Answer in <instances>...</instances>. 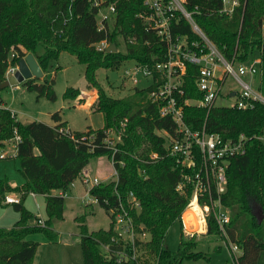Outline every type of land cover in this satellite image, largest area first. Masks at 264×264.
Wrapping results in <instances>:
<instances>
[{
    "label": "trees",
    "instance_id": "1",
    "mask_svg": "<svg viewBox=\"0 0 264 264\" xmlns=\"http://www.w3.org/2000/svg\"><path fill=\"white\" fill-rule=\"evenodd\" d=\"M238 2L231 16L221 12L222 0H186L185 7L227 61L250 65L261 60L257 88L264 96V0ZM142 3L143 0L118 3V22L110 35L118 51L100 53L93 44L103 35L97 32V12L89 0L74 3L71 0H0V85L6 81L8 69L28 54L34 55L46 75L51 62L67 52L84 64L88 84L99 93L97 111L104 118L102 128L73 132L67 130L59 111L52 114L53 126L38 121L22 123L16 114L0 104V147L11 143L15 134L20 136L16 158L24 180L22 186L12 187L7 178H0V205L10 193H19L21 197L20 203L14 204L21 218L11 228H0V264H32L39 247L38 242L28 239L32 234L40 232L51 242L58 240L53 222L64 219L65 193L92 159L104 156L113 160L118 181L100 184L90 193L107 211L117 205L118 194L123 198L130 192L135 194L142 209L133 215L136 223L143 224L151 235L144 247L155 263L181 264L184 259L204 257L203 253L194 252L198 245L196 238L188 239L183 232L177 252L164 246L168 230L180 222L191 190L186 194L176 190L184 171L168 154L166 139L157 134L161 130L173 134L174 123L160 117L157 104L146 101L154 87L136 88L128 97L114 98L97 80V71L101 68L118 69L132 60L152 65L164 59L165 46L156 34L146 31L137 17L144 9ZM179 23V32L188 35L190 40H200L184 18ZM119 38L126 41L124 50L119 49ZM128 38H134L136 43L129 44ZM39 47L43 52L38 51ZM197 72L198 67L188 66L184 98H201L195 88ZM54 84V80H45V77L43 83L35 79L23 83L30 92L50 100H55ZM4 90L0 89V98ZM79 96V90L73 87L64 93L66 100ZM126 118L128 123L121 142L113 153L104 143L105 132L120 129ZM186 118L194 128L206 123L209 133L226 140L238 139L242 134L248 138L246 153L230 160L223 203L231 216L228 240L243 251L237 257V264H264V220H257L255 216L256 206L264 216V105L256 103L254 108L246 110L217 106L209 113L202 107H186ZM153 154H157L155 159L151 158ZM30 194L45 196L44 226L30 223L38 220L23 204ZM76 220L84 264H119L101 251L106 245L112 250L116 248L112 241L115 238L113 222L107 230L89 231L84 217ZM208 235H219L212 220Z\"/></svg>",
    "mask_w": 264,
    "mask_h": 264
},
{
    "label": "built area",
    "instance_id": "2",
    "mask_svg": "<svg viewBox=\"0 0 264 264\" xmlns=\"http://www.w3.org/2000/svg\"><path fill=\"white\" fill-rule=\"evenodd\" d=\"M75 1L71 0L72 3ZM89 1L97 12V32L103 35L93 47L97 52L109 53L108 49L113 44L110 35L116 29L118 3L122 0ZM185 2L186 0H143L144 9L137 17L142 21L146 31L156 34L165 46L164 59L152 65L132 60L134 64L127 67L124 72L134 85L139 83L140 77L150 80L146 88L152 86L154 88L148 93L146 101L157 104L160 117L170 119L174 123L173 134L167 130L161 131L165 134V148L168 154L176 159L177 165L182 172L184 171L176 190L180 194H186L189 188L191 190V196L180 217L183 234L187 237L204 234L212 220L218 228L219 235L228 240L227 228L231 216L230 210L223 203L228 186L227 169L232 158L246 153L248 138L242 134L238 139H223L217 134L209 133L206 123L200 128H194L187 122L186 107H202L209 113L213 108L220 106L217 104L220 98L230 100L225 107L243 110L254 108L256 103L264 105L262 93L246 79L258 77L261 60L257 59L250 65L227 61L194 21L192 12L185 7ZM222 4L221 12L231 16L239 2L222 0ZM182 18L191 25L200 40H190L188 35L178 31ZM119 42L125 46L126 41L123 38H119ZM127 42L135 44L136 40L128 38ZM189 65L198 67L195 88L202 95L199 99L184 98L185 76L188 74ZM16 69L17 65L8 69L7 79ZM229 77L235 80L238 88H228L226 91L225 86ZM127 123L126 118L120 129H108L105 132L104 143L113 153L117 152V144L121 142ZM19 141L20 136L15 134L11 142L15 151ZM6 157L5 154L0 155V159ZM156 157L157 154L151 156L152 159ZM110 161L113 164V160ZM120 164L124 165L123 162ZM112 177H115L113 182L118 181L116 169ZM80 179L86 189V205L98 204L99 200L93 197L90 191L105 182L90 173L82 174ZM20 201L21 197L16 198L12 195L5 199L7 204H18ZM104 201L106 205L109 204L108 200ZM141 209V202L134 193L130 192L126 198L118 194L117 205L108 210L115 233L112 241L116 248L112 250L108 245L102 246L101 251L106 257L115 259L119 264L138 263L139 248L144 249L146 242L151 240V235L144 230V225H138L133 215L139 214ZM36 223L44 226L45 221L38 217ZM230 245L233 253L237 252L238 246Z\"/></svg>",
    "mask_w": 264,
    "mask_h": 264
},
{
    "label": "rangeland",
    "instance_id": "3",
    "mask_svg": "<svg viewBox=\"0 0 264 264\" xmlns=\"http://www.w3.org/2000/svg\"><path fill=\"white\" fill-rule=\"evenodd\" d=\"M119 49L124 50V44L120 43ZM38 51L43 52V48L39 47ZM133 64L134 61H128L118 69L101 68L97 71L98 82L110 96L124 98L132 95L136 88L146 89L148 87L150 83L149 79L140 77L139 83L134 85L126 77L124 70ZM246 79L252 82L254 87H257L259 84V77H246ZM35 80L38 83H43L44 77ZM45 80H54L55 100L39 97L37 92H30L23 84H20L18 87L12 86L6 88L2 92L0 104H5L8 108H11L12 112L14 111V114L17 115L18 121L22 123L38 121L54 124L52 114L59 111V114L65 120H68L73 131L100 128L104 125L103 114L97 111L98 90L88 84L85 78V66L78 61L75 55L64 52L58 60L52 61ZM70 87L79 90L81 95L80 101L76 99L66 100L64 98L65 91ZM228 88H238L232 77L227 79L225 90L227 91ZM229 103L230 100L228 98H220L217 104L225 106ZM83 105L85 106L83 107ZM157 134L165 137L162 131H158ZM113 139L116 141V138L113 137ZM0 166L2 167L1 170H6L5 174H7L8 180L11 178L13 181L18 182L21 179V175L17 171L19 169L17 158L0 159ZM90 167L92 168L93 177H95L96 172L99 174V171L102 172L101 174L106 175L113 174L115 170L110 159L106 156L92 159ZM114 179L115 177H113ZM75 182L70 191L66 192L65 218L63 220H54L53 223V228L58 233V240L51 242L44 233L40 232L28 237V239L39 243L32 264H84L80 243L79 222L76 220L78 217H84L85 224L91 231L107 230L110 227L111 218L108 211L98 204L87 206L84 200H81L79 197V195L84 194L86 191L80 177ZM28 199L30 204L25 205V199L23 201L24 207L29 210L31 209L30 206H32V211H36L35 204L31 200L32 197L29 196ZM38 200L40 202L42 198L39 197ZM0 207V214H5L3 217L5 221H0V223L6 224V226L2 225L0 228L12 227L21 218V213L16 211L13 205ZM1 215L0 218L2 217ZM41 216L42 218L46 217V213L42 207ZM255 216L257 220L261 219L263 222L264 216L258 206L255 207ZM36 222V219L30 221L31 224H36ZM57 229L59 230L57 231ZM182 230L180 222L170 227L164 241V246L167 250L177 252ZM187 238H196L198 245L194 248V252L203 253L204 257L198 260L184 259L181 264H237V257H240L243 253L240 246L237 252L233 253L232 246L230 245L232 243L223 239L220 235H208V230L204 234ZM137 255V264H156L152 256L146 252L145 247L144 249L140 247Z\"/></svg>",
    "mask_w": 264,
    "mask_h": 264
},
{
    "label": "crops",
    "instance_id": "4",
    "mask_svg": "<svg viewBox=\"0 0 264 264\" xmlns=\"http://www.w3.org/2000/svg\"><path fill=\"white\" fill-rule=\"evenodd\" d=\"M47 75V74H46ZM46 75L44 74V77H46ZM19 86V85H18ZM18 86H16V87H18ZM77 101L79 100H81V95L76 99ZM85 105H83V107H84ZM1 107H4V108H6V109H9V110H11V108H8L5 104H2V106ZM11 112H12V110H11ZM12 113H14V111L12 112ZM17 116V115H16ZM61 118H62V122H66L67 123V125H66V128H67V130H70V131H73L72 129H71V126L69 125V123H68V120H65L62 116H61ZM45 123V122H44ZM46 124H48V125H51V126H53L54 124H52V123H48V122H46ZM103 126H101L100 128H102ZM92 129H99V128H92ZM88 130V129H87ZM87 130H83V131H87ZM83 131H73V132H83ZM12 143H6L3 147H0V155L1 154H5V155H7V157L6 158H4V159H7V158H16V151L14 150V146H13V144L11 145ZM37 152V151H36ZM99 158H101V157H99ZM1 166H0V178H7V174H5L6 173V170L5 169H3V170H1ZM2 171V172H1ZM18 171V170H17ZM84 173H90V174H93L92 173V168L90 167V164L83 170V172L81 173V175L82 174H84ZM102 172L101 171H99V174L96 172V174H97V176H96V174H95V177H97L98 179H100L101 181H103V182H105V183H111V182H113V177H112V174H106V175H103V174H101ZM8 179V178H7ZM11 179V178H10ZM9 179V182H10V184H11V186L12 187H20V186H22L23 185V183H24V180H23V178L21 177V179H19L18 180V182H15V181H13L12 179V181ZM75 183L76 182H74L71 186H70V189L75 185ZM70 189H69V191H70ZM56 192H54V194H55ZM57 194V193H56ZM10 195V194H9ZM12 196H14V197H16V198H19L20 197V194L19 193H15V192H13L12 194H11ZM32 197V201H33V203L35 204V207H36V211H32V209H33V207L32 206H30V208L31 209H29L28 211H30L35 217H41L42 218V216H41V207H42V209H44V211H45V207H46V199H45V196H43V195H35V194H30V195H28V197ZM28 197H26L25 199V205L26 204H30L29 203V199H28ZM42 198V200L39 202V200H38V198ZM79 197H80V199L81 200H84V202H85V193L84 194H81V195H79ZM65 198H66V195H65ZM86 204V203H85ZM11 206V205H13L14 206V204H7L5 201L3 202V204L2 205H0V206H2V207H4V206ZM43 205V206H42ZM88 206V205H87ZM1 208V207H0ZM37 212V213H36ZM45 213H46V211H45ZM1 215V214H0ZM4 213L1 215L2 217L0 218V221H5L4 219H3V217H4ZM64 215H65V212H64ZM17 216H18V214H17ZM65 218V217H64ZM15 219H17V218H15ZM19 219V218H18ZM17 219V220H18ZM42 220H46V217L44 216L43 218H42ZM4 223V222H3ZM11 223H13V222H11ZM54 223V222H53ZM2 225H4V226H6V224H2V223H0V226H2ZM88 227V226H87ZM9 228H11V227H9ZM88 229H89V227H88ZM59 229H57V231H58ZM89 231H91L90 229H89ZM79 236V235H78ZM30 240V239H29ZM68 264V263H67Z\"/></svg>",
    "mask_w": 264,
    "mask_h": 264
},
{
    "label": "water",
    "instance_id": "5",
    "mask_svg": "<svg viewBox=\"0 0 264 264\" xmlns=\"http://www.w3.org/2000/svg\"><path fill=\"white\" fill-rule=\"evenodd\" d=\"M117 51L116 44H112L108 52L115 53ZM44 73L37 62L36 58L32 54H28L26 57L19 60L17 63V69L13 75H11L4 83L0 85V89H6L12 86H18L30 79H42ZM234 95V94H233ZM261 220V219H260Z\"/></svg>",
    "mask_w": 264,
    "mask_h": 264
}]
</instances>
